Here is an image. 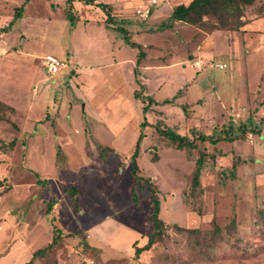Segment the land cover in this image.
I'll use <instances>...</instances> for the list:
<instances>
[{"label":"rangeland","instance_id":"374dc122","mask_svg":"<svg viewBox=\"0 0 264 264\" xmlns=\"http://www.w3.org/2000/svg\"><path fill=\"white\" fill-rule=\"evenodd\" d=\"M24 1L0 0L2 102L17 110H0V264L29 261L54 228L76 236L33 264H264V0L246 8L237 31L173 22L174 6L191 0H97L110 5L109 24L100 8L77 0L73 25L65 0L22 8ZM144 6L151 15L141 21L136 11ZM118 27L145 54L137 73L139 49L125 44ZM46 55L65 64L56 76L42 66ZM144 117L150 126L137 164L158 191L166 227L135 261L133 243L144 246L152 232L147 191L135 187L137 205L130 197V156ZM44 118L57 119L58 133L39 124L41 136L30 141L32 121ZM156 125L196 148L178 150ZM230 125L246 133L215 146L196 138ZM200 154V188L193 189ZM35 173L47 185L28 186ZM53 199L46 214L42 203Z\"/></svg>","mask_w":264,"mask_h":264},{"label":"trees","instance_id":"16d2710c","mask_svg":"<svg viewBox=\"0 0 264 264\" xmlns=\"http://www.w3.org/2000/svg\"><path fill=\"white\" fill-rule=\"evenodd\" d=\"M75 0H66V8H65V18L68 20L72 25L76 21L73 15V2ZM96 0H83L86 5H95L96 7L100 8L106 16L105 23H113V16L110 13V6L102 3L94 4ZM256 1L258 0H191L188 4H179L174 6L172 9L170 19L173 22H180L184 24H188L190 26L196 27L200 30L202 29H212V30H232L237 31L239 30L244 21L242 18L244 17V13L246 8L251 7ZM29 0L24 1V5L22 8L28 4ZM259 12H262L261 7L258 8ZM210 17L214 19V23L208 22L204 20L205 18ZM114 30L118 34L124 35L125 44L130 46L133 49H139V54L137 56L136 61V70L141 62L145 58V54L142 51L140 45L136 43H132L129 40V35L127 31L123 30V28H114ZM135 98L137 99V94H135ZM152 99H150L151 101ZM169 101H164L163 104H169ZM2 109H10L8 106L0 102V110ZM148 111V106L143 108V114ZM150 126L147 122L146 118H143V122L140 124L141 132L139 133L138 138L136 139L135 149L130 156V163L132 165L131 168V192L130 197L131 201L134 205L138 204V198L135 192V187H138L140 190L145 188L149 195V206L151 208L150 213V224L152 227V232L147 236L146 244L142 247H137L136 242L133 243L134 249V257L135 261H138L141 254L145 251H148L153 245H155L163 236L164 230L166 225L163 221L159 218L160 214V200L158 197V191L156 187L152 184L149 178L142 177L139 172V167L137 164V160L139 158L140 153V146L142 140L145 138L144 133L142 132L143 128ZM245 127L240 126L237 129H234L231 125L226 129L223 130L218 136H207L204 134L198 135L196 138L200 143L209 142L212 146L217 145L221 141L226 142H234L240 139L246 133ZM156 131L161 134L163 137L168 139L173 145L176 146L178 150L189 148L195 149L196 145L190 141L186 136H181L177 133H174L170 129H161L159 125H156ZM235 130V131H234ZM13 144L10 147L13 148ZM110 150V149H109ZM204 165V155L200 154L198 159L195 161V171L192 175V187L193 189L200 188V177L202 174V168ZM233 169L234 166H233ZM37 177V176H36ZM4 180L0 181V189L3 187ZM37 183L39 185H47L45 180H38ZM74 186H71L67 193L69 192L70 198L77 204V197L75 195ZM58 203V200L53 199L48 204H45L46 207L45 213L48 214L51 211V207ZM49 206H51L49 208ZM177 231H185L186 229H182L179 227H174ZM188 232H197V230H189ZM76 235L70 234H63L59 229H53V238L49 244L45 247L38 249L35 251L31 259L24 264H33L34 261L38 258L44 257L47 252L53 249V247L60 244L63 238H75Z\"/></svg>","mask_w":264,"mask_h":264},{"label":"crops","instance_id":"0c3cea01","mask_svg":"<svg viewBox=\"0 0 264 264\" xmlns=\"http://www.w3.org/2000/svg\"><path fill=\"white\" fill-rule=\"evenodd\" d=\"M81 1V0H80ZM98 3H102V2H100V1H95L94 2V4H98ZM73 4L75 5V10H77V7H78V5L80 4L79 3V1H77V0H75L74 2H73ZM83 4L85 5V7H87V8H92V7H95V8H97L95 5H86L84 2H83ZM103 4V3H102ZM188 4V3H187ZM65 5H66V0H65ZM106 5H108V4H106ZM186 5V4H185ZM77 6V7H76ZM110 6V5H109ZM66 8V7H65ZM73 11H74V9H73ZM102 13H103V11H102ZM104 14V13H103ZM111 14H112V12H111ZM64 15H65V12H64ZM105 15V14H104ZM102 16V15H101ZM105 19H106V16H105ZM1 37V36H0ZM2 37H3V34H2ZM41 60V59H40ZM42 63V62H41ZM223 64V63H222ZM3 88H4V85H3V82H0V102H2V101H6V100H4V96L1 94V91H3ZM3 103V102H2ZM6 106H8V105H6ZM9 108H11L12 109V111H13V113H17V110L14 108V107H11V106H8ZM43 117V116H42ZM41 117V118H42ZM43 119V118H42ZM33 122H34V124H33ZM44 122H47V120L44 118ZM32 124H33V126H31V129H30V131H29V137H30V141H32L33 139H35V137L37 138V137H39V136H41V134L39 133V130L38 129H41L42 128V126H46L48 129H50V133H52L54 136H56V134L58 133V129H59V125L57 124V119H56V121L54 122V123H50V122H47V123H42L41 121H36V120H33L32 121ZM39 124H42V126H41V128H38L39 127ZM106 128H107V126H105ZM20 128H21V126H20ZM43 129V128H42ZM22 130V129H21ZM23 131V130H22ZM44 132H45V130H43ZM24 132V131H23ZM27 134V133H26ZM53 146H54V148H55V152H56V159H55V165H56V163H58V161H59V158H60V154H59V145L57 144V143H55V144H53ZM27 147V146H26ZM27 150V149H26ZM58 154V155H57ZM26 155V154H25ZM57 167V171H59V168H58V166H56ZM34 178H35V183H33L32 185L30 184V185H28V186H30L31 188H35L36 186H40L38 183H37V181L38 180H45V179H42L41 177H40V175L39 174H37V173H35L34 175ZM37 176V177H36ZM46 181V180H45ZM47 182V181H46ZM0 193H1V191H0ZM45 202V201H44ZM43 202V203H44ZM42 203V205L44 206V204ZM24 264V263H23Z\"/></svg>","mask_w":264,"mask_h":264},{"label":"built area","instance_id":"2783aa9c","mask_svg":"<svg viewBox=\"0 0 264 264\" xmlns=\"http://www.w3.org/2000/svg\"><path fill=\"white\" fill-rule=\"evenodd\" d=\"M155 4H156V1L155 0H152L151 1V5H155ZM136 15H137L138 19L141 20V21L148 20V18L151 15V7H149V6L148 7H145L144 6L143 8L138 9L136 11ZM41 62H42L43 68L45 69L46 73L50 77L56 76L65 67V64L63 62L59 61L53 55H46L45 57H43L41 59ZM227 68H228L227 67V64H218L217 65V69L218 70H221V71H224Z\"/></svg>","mask_w":264,"mask_h":264}]
</instances>
